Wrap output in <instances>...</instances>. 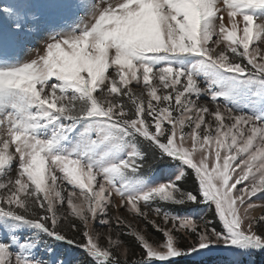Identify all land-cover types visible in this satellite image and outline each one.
<instances>
[{"label": "snow or ice", "instance_id": "obj_1", "mask_svg": "<svg viewBox=\"0 0 264 264\" xmlns=\"http://www.w3.org/2000/svg\"><path fill=\"white\" fill-rule=\"evenodd\" d=\"M261 197L264 0H0V264H252Z\"/></svg>", "mask_w": 264, "mask_h": 264}, {"label": "rangeland", "instance_id": "obj_2", "mask_svg": "<svg viewBox=\"0 0 264 264\" xmlns=\"http://www.w3.org/2000/svg\"><path fill=\"white\" fill-rule=\"evenodd\" d=\"M2 2H3V3H6L7 0H2ZM34 55H35V54L33 53L32 55L26 56L25 59L30 60V59H32V58L34 57ZM255 203H256V205H258V207H257V208L255 209V211L253 212V215H260V214L264 213V210H262V209L259 207V205L264 204V197H261L260 199L255 200ZM65 207H66V205H65ZM201 207H202V212H201V214H202V215L207 214L206 218L211 219V217H212V212L214 211V209L209 210V209L206 208V207H203V206H201ZM60 211L63 212V211H64V208H61ZM131 223H132L133 227H139V228H144V227H145V225H144L143 223H141L140 221H138V220H132ZM95 230H96L97 233H102V234H104V233L107 232V229L104 228V227H101L99 224H97V225L95 226ZM148 231H149V232H150V233H151V234H152L157 240H160V239H161V235H162V234L156 232V230H155V229H152L150 226H149V228H148ZM128 235L131 236V233L129 232ZM101 243L106 245V240L101 239ZM181 243H182V244H185V243H187V241L181 240ZM69 255H70V256H79V257L81 258V260L83 259V256H84V254H83L82 252H79V251H72V252L69 253ZM215 258H216L215 254L210 255V260H211V261L214 260ZM248 259H249V260L252 262V264H253V256L250 257V258H248ZM210 264H211V263H210Z\"/></svg>", "mask_w": 264, "mask_h": 264}, {"label": "trees", "instance_id": "obj_3", "mask_svg": "<svg viewBox=\"0 0 264 264\" xmlns=\"http://www.w3.org/2000/svg\"><path fill=\"white\" fill-rule=\"evenodd\" d=\"M125 241L131 245L133 243L131 236L127 235L124 237ZM211 263L210 257H209V264ZM177 264H184V261L178 260ZM253 264H264V254H256L253 256Z\"/></svg>", "mask_w": 264, "mask_h": 264}]
</instances>
